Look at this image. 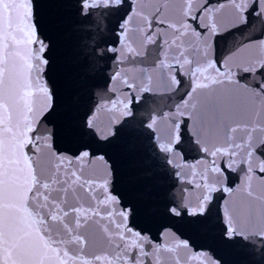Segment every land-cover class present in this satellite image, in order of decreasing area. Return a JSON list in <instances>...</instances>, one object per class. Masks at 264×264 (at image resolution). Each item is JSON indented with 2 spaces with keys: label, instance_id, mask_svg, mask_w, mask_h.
Here are the masks:
<instances>
[{
  "label": "water",
  "instance_id": "1",
  "mask_svg": "<svg viewBox=\"0 0 264 264\" xmlns=\"http://www.w3.org/2000/svg\"><path fill=\"white\" fill-rule=\"evenodd\" d=\"M0 264H117L0 0Z\"/></svg>",
  "mask_w": 264,
  "mask_h": 264
}]
</instances>
